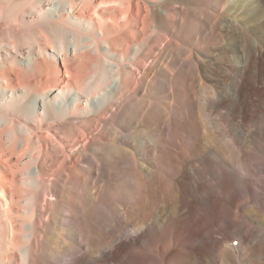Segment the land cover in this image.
Here are the masks:
<instances>
[{
  "label": "bare ground",
  "instance_id": "bare-ground-1",
  "mask_svg": "<svg viewBox=\"0 0 264 264\" xmlns=\"http://www.w3.org/2000/svg\"><path fill=\"white\" fill-rule=\"evenodd\" d=\"M0 264H264V0H0Z\"/></svg>",
  "mask_w": 264,
  "mask_h": 264
},
{
  "label": "rangeland",
  "instance_id": "rangeland-1",
  "mask_svg": "<svg viewBox=\"0 0 264 264\" xmlns=\"http://www.w3.org/2000/svg\"><path fill=\"white\" fill-rule=\"evenodd\" d=\"M243 200H244V197H243ZM242 199L241 200H239V204H240V201H243ZM243 203V202H242ZM236 244H237V241H234Z\"/></svg>",
  "mask_w": 264,
  "mask_h": 264
}]
</instances>
